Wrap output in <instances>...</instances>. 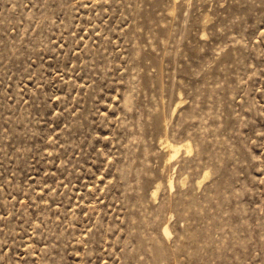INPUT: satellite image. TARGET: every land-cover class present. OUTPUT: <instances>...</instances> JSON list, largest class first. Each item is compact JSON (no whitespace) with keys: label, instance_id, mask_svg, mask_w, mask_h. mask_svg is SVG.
<instances>
[{"label":"rangeland","instance_id":"374dc122","mask_svg":"<svg viewBox=\"0 0 264 264\" xmlns=\"http://www.w3.org/2000/svg\"><path fill=\"white\" fill-rule=\"evenodd\" d=\"M0 264H264V0H0Z\"/></svg>","mask_w":264,"mask_h":264},{"label":"bare ground","instance_id":"6f19581e","mask_svg":"<svg viewBox=\"0 0 264 264\" xmlns=\"http://www.w3.org/2000/svg\"><path fill=\"white\" fill-rule=\"evenodd\" d=\"M168 147L171 149V153H172L171 157H175L183 148L186 150L187 153H191L193 151L190 143H187L185 145L168 144ZM166 233L168 234V229H166Z\"/></svg>","mask_w":264,"mask_h":264}]
</instances>
